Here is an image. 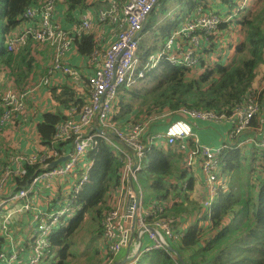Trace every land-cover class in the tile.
<instances>
[{
  "label": "built area",
  "instance_id": "1",
  "mask_svg": "<svg viewBox=\"0 0 264 264\" xmlns=\"http://www.w3.org/2000/svg\"><path fill=\"white\" fill-rule=\"evenodd\" d=\"M92 1L93 6L85 10L90 13H83L72 28L66 29L54 22L56 1L44 0L38 7L25 9L23 18L27 24L8 39V51L28 40L52 47V64L38 86L47 85L55 74H63L79 88L81 77L64 63L65 54L76 38L88 33L95 25H108L112 31V39L106 48L102 52L96 49L90 56L94 72L88 78L87 103L81 109L76 105L66 108V119L55 125L52 143L40 145L28 154L8 155L0 162V235L4 239L0 264H40L49 253L51 234L65 228L80 210L76 196L87 180L90 162L81 166L82 174L78 181L70 179H74L78 162L92 152L99 141L110 145L122 162L115 202L101 222L107 252L116 258L110 264L121 261L125 254L128 260L123 264H138L139 257L152 250L169 253L168 246L183 235L181 230L173 229L158 217L163 212V205H144L138 172L152 147L162 143L176 146L183 153L185 168L199 169L204 193L202 206L207 221L219 190L226 189L220 181L224 151L251 147L264 157V108L258 100V93L249 95L243 104L234 106L229 112L182 107L125 127L109 123L120 87H136L163 62L172 66L195 67L199 62L202 40L208 41L206 35L217 28L221 17L213 10L197 8L168 34L157 50L142 58L139 46L141 31L159 0ZM246 3L247 0H242L238 10L244 9ZM183 40H188L189 44ZM96 42L103 46L104 41L99 36ZM28 94V90L0 92V133L12 122L27 119ZM201 123L226 126V140L216 146L201 143L195 130ZM152 124L165 127L152 131ZM64 156L68 159L50 167L53 161ZM30 166H38V169L25 179ZM65 181L69 187L66 193L61 194L57 188ZM18 218L26 219L30 234L28 243L21 247L11 231Z\"/></svg>",
  "mask_w": 264,
  "mask_h": 264
},
{
  "label": "trees",
  "instance_id": "2",
  "mask_svg": "<svg viewBox=\"0 0 264 264\" xmlns=\"http://www.w3.org/2000/svg\"><path fill=\"white\" fill-rule=\"evenodd\" d=\"M55 1V14L63 21L66 19L61 25L63 28L67 27V23L78 22L80 13L83 14L89 7L87 0ZM241 1L213 0L221 22L212 33L206 35L208 41L202 40L198 64L185 68L163 62L158 70L149 73V83L153 85L145 91L143 87H120L109 123L125 127L182 107L229 112L234 106L243 104L253 93H258V100L264 108V0H260L261 4L251 13L247 9L238 10ZM40 5V0H0V92L6 91L4 84L7 81L10 83L7 89L14 91L28 90L35 83L32 70L36 59L33 53L37 54L38 49L43 48L41 45L45 44L28 40L24 45L8 51L7 42L27 24L23 18L25 9ZM167 5L176 8L175 14L172 18L165 17L166 21L157 25V15H166ZM209 5L208 0H159L141 33L142 39L147 31H151L156 41L151 44L140 41L142 58L157 50L168 34L197 8L212 11ZM240 30L243 34L239 37ZM183 41L189 44L188 40ZM71 47L82 59L85 75L81 74L80 88L75 89V85L71 84L62 87L58 93L55 89L51 91L62 106L76 105L81 109L89 98L88 78L93 73H89L88 68L91 66L94 69L90 56L96 49L102 52L103 46L97 45L93 33H85L76 38ZM3 75L5 81H2ZM260 86L262 88L258 89ZM136 104L138 109H135ZM64 119L66 115L60 113L42 115L35 126L40 145L53 142L55 125ZM164 127L162 124H157V127L150 125L152 131ZM88 162L91 166L87 180L76 196L80 210L65 228L51 234L49 253L40 264H68L69 258L78 255L73 252L78 249L76 236L86 221L91 222L94 228L84 244L90 260H96L97 264H110L116 260L107 252L101 222L115 202L122 162L110 145L99 141L95 149L78 162L79 168L73 173L74 179L70 180L78 181L82 174L81 166ZM37 169L38 166L27 167L25 179L35 174ZM169 179L174 182L166 183ZM138 181L157 192L152 195V200H167L171 193L183 197L163 204V212L158 217L173 229L182 231V237L172 246L185 264H264V157L255 148H230L224 151L220 181L226 189L219 190L214 199L209 221L202 206L204 194L200 197L194 194L190 198L181 189L187 184L186 190L194 191L200 185L195 183L193 169L185 168L183 153L176 146L162 143L152 147L143 159ZM65 184L68 183L65 181ZM150 200L149 196L145 197L144 205L149 206ZM193 216L195 218L190 220ZM96 239L101 241L102 249L91 250V243ZM3 244L4 239L0 235V250ZM177 263L178 259L171 252L157 249L142 254L138 259V264Z\"/></svg>",
  "mask_w": 264,
  "mask_h": 264
},
{
  "label": "crops",
  "instance_id": "3",
  "mask_svg": "<svg viewBox=\"0 0 264 264\" xmlns=\"http://www.w3.org/2000/svg\"><path fill=\"white\" fill-rule=\"evenodd\" d=\"M44 0H40V4L43 3ZM123 0H119L120 3H125ZM210 5L209 7L211 10L216 11L218 10L216 7L213 6V0H208ZM87 5H89L88 9H90L93 6L92 0H87ZM38 7V6H36ZM86 9V10H88ZM210 11V10H208ZM84 14H89L90 11L83 12ZM82 13H80V16ZM36 20V19H35ZM66 20V19H65ZM65 20H61L59 18V15L56 13L54 14V22L58 25H62ZM76 22H73L71 24H66V29H70L73 27V25ZM88 33H93L94 39L96 41V37H100L103 39V48L105 49L107 46V43L112 39V31L108 27V25H95L92 27V29ZM43 48H39L37 54L33 53L35 55V59H39V62L33 67L32 73L35 77V83L34 85L28 89V99H27V119L25 121H19L16 122L13 127L9 128L7 127L3 133H0V162H3L5 157L11 154H28L36 149L39 148L40 143L36 136L35 132V126L41 121L42 115L45 113H60L65 115L66 107L62 106L60 102L56 101L55 95L51 91V89H55L56 93H58L62 87L64 86H72L73 82L70 80V77L63 74H55L52 76L49 80V83L44 86H38V83L40 79L46 74L47 69L52 64V58H53V49L49 45H41ZM63 61L65 64L70 66L71 68L75 69L80 77L81 74L85 75L82 67V59L78 56V54L75 51L74 47H71L70 50L65 54ZM89 63V62H88ZM89 73H93L94 69L93 67L88 68ZM2 81H5L4 75L2 76ZM6 90L7 87L10 85L9 81H7L5 84ZM74 87V86H73ZM77 89V87H74ZM80 88V87H79ZM14 91V90H13ZM72 106V105H71ZM69 107V106H68ZM197 128H195L197 134L200 137L201 143H205L208 145H220L221 142L226 140V126H220V125H210V124H197ZM7 131V133H6ZM26 135V137L23 139L22 143L23 146L19 145L17 146L8 144L9 142H5L3 139L4 135ZM177 148V147H176ZM193 173L195 174L196 178V185H200L199 188L193 191L191 194V197H193V194H196L197 197H200V195L204 194L203 191H201L202 187V176L198 168L193 169ZM166 182H174L171 179L167 180ZM69 185L64 183H61L60 186L57 188L58 191L61 192V194L66 193L68 190ZM203 190V187H202ZM48 194V193H47ZM203 200V199H202ZM11 231H13L14 236L16 238V242L19 247L25 246L28 243L29 233L27 230V223L25 218H18L17 221L13 222L11 226Z\"/></svg>",
  "mask_w": 264,
  "mask_h": 264
},
{
  "label": "rangeland",
  "instance_id": "4",
  "mask_svg": "<svg viewBox=\"0 0 264 264\" xmlns=\"http://www.w3.org/2000/svg\"><path fill=\"white\" fill-rule=\"evenodd\" d=\"M246 4H247V6L244 9H247V12L251 13L261 3H260V0H247ZM166 7L168 9L166 15L165 14H164V16H163V14H158L157 15V25L165 22L166 21L165 17L167 19L168 18H172L173 15L175 14L176 8L174 6L167 5ZM172 8H175V10L172 9ZM240 32L241 33H239V37H240V35L243 34L241 30H240ZM141 40H144L146 44H151V43H154L156 41L154 39V34H152L151 31H147L143 35ZM38 62H39V59H37L36 64ZM150 79H151V77L148 76L146 79H144V81H140L136 85V88L143 87L142 89H144V91H145L146 88H149L150 86L153 85V83H149ZM257 81H258V78H256V82ZM261 88H262V86H260L258 89H261ZM77 89H79V88H77ZM138 107H139L138 104H136L135 105V109H138ZM14 124H15V121L10 124L9 128L13 127ZM6 133H7V131H6ZM25 137H26V135H21V134L20 135H4L3 139H4L5 142L8 141L9 142L8 144L17 146L18 143L20 142L19 145L23 146L22 141H23V139ZM166 183H168V182H166ZM140 187H141V190H142L143 197L145 198V197L149 196L151 198L150 203H149L150 206L154 205V204H160V205L164 204L165 205V204L170 203V201H172L173 199L177 201V200L183 198V197L180 198V197H178V195L176 196L173 193H171L167 197V200H158V199H153L152 200V195L157 194V192L153 191V190H150L149 188L145 187L143 184L142 185L140 184ZM186 187H187V184H184L182 186L181 189L183 190V193H187L189 195V197L192 198L191 194L193 193V191L186 190ZM193 218H195V216L190 217V220H192ZM93 230H94V228L91 227V222H89V221L87 222L86 221L84 223V225L82 226L81 230L79 231V233L76 236V237H78V249H77V251L74 249L73 252L77 253L78 255H76L75 257L72 256L71 258H69L68 264H97L96 260H90V256H88V250L86 249V246L84 245L85 242L89 240L90 236L92 235V231ZM98 249H102V244H101V241L99 239H96L94 242L91 243V250H98ZM85 255L88 256V257H85Z\"/></svg>",
  "mask_w": 264,
  "mask_h": 264
},
{
  "label": "water",
  "instance_id": "5",
  "mask_svg": "<svg viewBox=\"0 0 264 264\" xmlns=\"http://www.w3.org/2000/svg\"><path fill=\"white\" fill-rule=\"evenodd\" d=\"M145 25H146V21L144 22L143 29H144ZM67 159H68V156L60 157L57 160L53 161L50 164V167H53L56 164H58L60 162H63L65 160H67ZM130 238H131V236H130ZM167 249H168L169 252L173 253L176 256V258L178 259V261H179L180 264H185L184 261H183V259L180 257V255L177 253V251L172 246H168ZM126 256L127 255L125 254L124 258L121 261L116 262L114 264H123V263H125L128 260V257H126Z\"/></svg>",
  "mask_w": 264,
  "mask_h": 264
},
{
  "label": "clouds",
  "instance_id": "6",
  "mask_svg": "<svg viewBox=\"0 0 264 264\" xmlns=\"http://www.w3.org/2000/svg\"><path fill=\"white\" fill-rule=\"evenodd\" d=\"M149 17V16H148ZM147 22V21H146ZM141 33H142V31H141ZM173 247V246H172ZM175 258H176V256L173 254V253H171ZM177 259V258H176ZM180 264V263H179Z\"/></svg>",
  "mask_w": 264,
  "mask_h": 264
}]
</instances>
